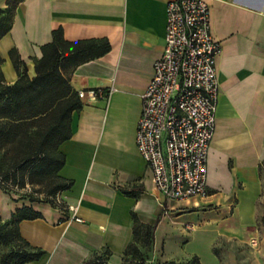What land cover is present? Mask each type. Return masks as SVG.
I'll list each match as a JSON object with an SVG mask.
<instances>
[{"label": "crops", "instance_id": "obj_1", "mask_svg": "<svg viewBox=\"0 0 264 264\" xmlns=\"http://www.w3.org/2000/svg\"><path fill=\"white\" fill-rule=\"evenodd\" d=\"M170 1L25 0L17 6L12 28L0 40L9 85L19 80L10 52L18 51L32 78L35 61L56 30L69 42L105 38L111 43L104 57L68 72L73 89L86 95L83 109L72 116V138L60 147L67 158L60 175L74 182L59 196L65 210L0 189L3 220L25 207L41 215L19 225L21 236L46 252L28 264H85L107 253L108 264H123L133 241V214L156 226L155 253L164 261L198 256L205 264L197 252L173 260L165 256L168 238L179 233L182 249L184 243L197 242L199 234L209 235L212 264H264V0H205L214 38L222 44L210 196L167 202L163 208L136 137L141 96L165 49ZM6 3L0 0V8ZM92 91L106 96L94 97ZM253 237L260 240L258 250L248 245Z\"/></svg>", "mask_w": 264, "mask_h": 264}, {"label": "trees", "instance_id": "obj_2", "mask_svg": "<svg viewBox=\"0 0 264 264\" xmlns=\"http://www.w3.org/2000/svg\"><path fill=\"white\" fill-rule=\"evenodd\" d=\"M25 0H7L0 8V40L11 30L17 6ZM111 51L108 39L66 41L61 29L53 32V41L42 47V58L35 61V76L17 50L9 54L19 80L6 82L0 55V189L31 203L57 204L56 198L72 188L74 182L61 177L67 158L63 143L72 138V116L83 109L79 94L71 86L68 72L80 65L104 57ZM262 171V166H261ZM39 196H45L41 199ZM41 215L29 207L19 209L10 220L0 216V243L10 247L7 264H28L43 259L46 252L33 247L22 236L19 225ZM133 241L126 249L123 264H133L141 256L140 246L155 245L156 226L142 223L133 214ZM108 254V253H107ZM97 256L85 264L107 261ZM158 264H202L195 256L188 262L165 261Z\"/></svg>", "mask_w": 264, "mask_h": 264}, {"label": "built area", "instance_id": "obj_3", "mask_svg": "<svg viewBox=\"0 0 264 264\" xmlns=\"http://www.w3.org/2000/svg\"><path fill=\"white\" fill-rule=\"evenodd\" d=\"M166 13L165 49L141 96L136 137L163 208L167 202L190 203L210 196L209 153L220 94L216 63L222 53L205 0H172ZM78 94L83 99L86 92ZM90 94L106 96L103 91ZM56 203L62 204L59 196ZM73 220L83 223L76 215ZM249 244L258 247L260 241L253 237Z\"/></svg>", "mask_w": 264, "mask_h": 264}, {"label": "rangeland", "instance_id": "obj_4", "mask_svg": "<svg viewBox=\"0 0 264 264\" xmlns=\"http://www.w3.org/2000/svg\"><path fill=\"white\" fill-rule=\"evenodd\" d=\"M39 197L41 199L45 198V196H39ZM263 224H264V221H263ZM187 232L191 233V230L187 231ZM180 235L181 234L178 233V235L168 238V240H167L168 250L166 251L165 256L172 258V260H173L174 258L175 259L182 258V256H185V255L188 256L192 252H197V253H199V255H201V258L205 264H212V262H213L212 255L214 254V250H211L209 248V242L211 241L209 235L206 236L205 234H199L198 238H197V242L189 243V244L184 243L183 249L181 247L177 246V244L180 240ZM250 239L248 241V245L251 248L258 250L259 246L258 247H252L249 244ZM140 249H141L142 254H141V256L137 257V259L134 261L133 264H158V263L165 262L162 259L163 256L161 255L160 252L157 254L155 253V245H152L150 247L140 246ZM9 252H10V247H7V246L0 243V264H7V254ZM222 253L223 252H219V254H222ZM198 258L200 259V257H198ZM191 259L185 260V261H177V262L185 263V262L190 261ZM200 261H201V259H200Z\"/></svg>", "mask_w": 264, "mask_h": 264}]
</instances>
